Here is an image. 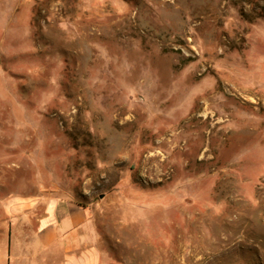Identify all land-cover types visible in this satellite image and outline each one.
Wrapping results in <instances>:
<instances>
[{"label": "rangeland", "instance_id": "374dc122", "mask_svg": "<svg viewBox=\"0 0 264 264\" xmlns=\"http://www.w3.org/2000/svg\"><path fill=\"white\" fill-rule=\"evenodd\" d=\"M44 196L101 264H264V0H0V201Z\"/></svg>", "mask_w": 264, "mask_h": 264}, {"label": "crops", "instance_id": "0c3cea01", "mask_svg": "<svg viewBox=\"0 0 264 264\" xmlns=\"http://www.w3.org/2000/svg\"><path fill=\"white\" fill-rule=\"evenodd\" d=\"M89 224L88 209L69 198L6 197L0 201V264L30 260L35 241L48 251L47 264H101Z\"/></svg>", "mask_w": 264, "mask_h": 264}]
</instances>
